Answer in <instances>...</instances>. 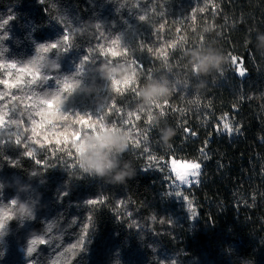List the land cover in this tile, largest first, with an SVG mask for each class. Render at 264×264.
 I'll return each mask as SVG.
<instances>
[{
  "label": "trees",
  "instance_id": "trees-1",
  "mask_svg": "<svg viewBox=\"0 0 264 264\" xmlns=\"http://www.w3.org/2000/svg\"><path fill=\"white\" fill-rule=\"evenodd\" d=\"M172 163L202 168L181 199ZM53 263L264 264V0H0V264Z\"/></svg>",
  "mask_w": 264,
  "mask_h": 264
},
{
  "label": "clouds",
  "instance_id": "clouds-1",
  "mask_svg": "<svg viewBox=\"0 0 264 264\" xmlns=\"http://www.w3.org/2000/svg\"><path fill=\"white\" fill-rule=\"evenodd\" d=\"M218 62L217 57L200 55L196 57L194 70L197 72L209 73L214 68H217ZM59 69L60 66L54 64L50 70L58 71ZM101 70L105 72L108 79L113 83H115L117 79L122 78L123 75L132 77L136 74V70L131 65L126 68L112 67L107 70L102 68ZM168 92L169 88L167 84L154 82L145 86L141 90L140 95L145 104L151 105L156 101H162ZM123 135V132H112L102 133L98 139L92 135L83 137L84 139L89 140V152L87 156L91 157V159L86 157L82 162L81 167L94 175L107 176L116 167L115 162L110 160L111 151L115 149L119 152L123 148ZM105 144L108 145L107 149L104 148ZM127 178V172H118L115 174V180L117 182H121ZM21 211L26 215H31V210L28 208H24Z\"/></svg>",
  "mask_w": 264,
  "mask_h": 264
},
{
  "label": "rangeland",
  "instance_id": "rangeland-1",
  "mask_svg": "<svg viewBox=\"0 0 264 264\" xmlns=\"http://www.w3.org/2000/svg\"><path fill=\"white\" fill-rule=\"evenodd\" d=\"M228 129V128H226ZM79 138V136H78ZM196 167H194L193 165H188V164H184V163H172L170 166V175H176L177 178H172L169 177L168 180L171 181V195H173L176 198L181 199V195H182V190L184 188H189L190 186H192L191 184V180L196 181L198 179V174L193 175V169H195ZM196 172V170H195ZM197 173V172H196ZM186 175V179H187V183H185L182 179L183 177ZM175 176V177H176ZM190 206V204H189ZM190 209L192 210V207L190 206ZM197 221L199 222V220L197 219ZM194 227L197 229H201L204 226L202 224L199 223V226H197L196 222H194ZM54 264V263H53Z\"/></svg>",
  "mask_w": 264,
  "mask_h": 264
},
{
  "label": "snow or ice",
  "instance_id": "snow-or-ice-1",
  "mask_svg": "<svg viewBox=\"0 0 264 264\" xmlns=\"http://www.w3.org/2000/svg\"><path fill=\"white\" fill-rule=\"evenodd\" d=\"M228 126L227 125H225V128H227ZM199 167H197V168H195V169H193V175H196L197 173L195 172V170L196 169H198ZM185 183H187V179H186V175L183 177V179H182ZM32 243L34 244V243H36V241L34 240V241H32ZM29 255H31V253H32V249L31 248H29Z\"/></svg>",
  "mask_w": 264,
  "mask_h": 264
},
{
  "label": "built area",
  "instance_id": "built-area-1",
  "mask_svg": "<svg viewBox=\"0 0 264 264\" xmlns=\"http://www.w3.org/2000/svg\"><path fill=\"white\" fill-rule=\"evenodd\" d=\"M197 168V167H196ZM196 172H197V174H201V172H202V168L201 167H199L198 169H196ZM196 181H194V180H191V184L192 185H196Z\"/></svg>",
  "mask_w": 264,
  "mask_h": 264
}]
</instances>
